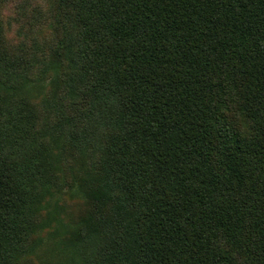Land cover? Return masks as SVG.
I'll use <instances>...</instances> for the list:
<instances>
[{
    "label": "trees",
    "instance_id": "trees-1",
    "mask_svg": "<svg viewBox=\"0 0 264 264\" xmlns=\"http://www.w3.org/2000/svg\"><path fill=\"white\" fill-rule=\"evenodd\" d=\"M65 194L57 264H264V0H0V264Z\"/></svg>",
    "mask_w": 264,
    "mask_h": 264
},
{
    "label": "rangeland",
    "instance_id": "rangeland-1",
    "mask_svg": "<svg viewBox=\"0 0 264 264\" xmlns=\"http://www.w3.org/2000/svg\"><path fill=\"white\" fill-rule=\"evenodd\" d=\"M77 198V196L67 194L57 196L55 199L58 201L56 213L51 218H48L45 213L42 216L43 225L38 232L41 242L35 252V260L38 264H57L58 260L64 258L61 255L63 246L60 248L58 244H61L62 240L73 241L81 222L79 218L81 206L80 201L76 200ZM63 250L65 251V249Z\"/></svg>",
    "mask_w": 264,
    "mask_h": 264
}]
</instances>
